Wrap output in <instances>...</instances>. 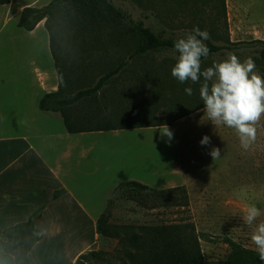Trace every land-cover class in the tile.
<instances>
[{"label":"rangeland","instance_id":"1","mask_svg":"<svg viewBox=\"0 0 264 264\" xmlns=\"http://www.w3.org/2000/svg\"><path fill=\"white\" fill-rule=\"evenodd\" d=\"M48 2L50 0H9V9L0 7V15L3 16L6 11L8 16L6 27L0 32V99L15 90H27L23 82V73L17 75L16 81L7 78L5 74L7 69L3 67L5 60L37 54L40 61H49L51 67L49 83L45 82L44 85L52 89L54 84L58 86L59 68L64 65L67 67L89 65L84 72L92 80L105 67L125 58L133 47L132 45L121 47L107 40L109 35L120 37L116 40L124 36L130 37L131 29L121 25L77 29L64 24L66 23L64 20V25L57 26L56 31L54 30L56 41L52 43L45 19L32 31H26L18 26L21 8L42 7ZM112 2L127 10L133 18H142L153 31L176 39L191 32L195 27L201 31L206 30L210 40L216 44H226L229 41L228 37L230 41L236 38L233 41L248 42L255 39L253 37L264 36V0H112ZM17 12L18 17L15 16ZM50 25L53 28L52 20ZM247 27H251L248 29L251 30V34L239 37L236 35L240 31H245ZM11 39L25 45L30 53L23 51L19 56L13 57V52L9 48L13 42ZM84 42L92 44L87 45ZM229 54H235L241 61L252 58L259 74L256 62L258 55L252 45H239L221 50L209 57L206 63L201 65V70L227 59ZM177 56L175 50H161L136 60L141 66L144 64V67L148 68L149 74L142 73L139 69L136 71L132 67L128 79L125 80L126 83L132 84L130 95L135 98L145 92V82L153 84L156 81L167 83L164 95L170 97L173 93L179 98V100L173 98L172 103L159 106V102H164L160 99L162 101H157L155 107L153 120L167 124L173 132L170 144L165 143L167 137L162 138L158 131L161 125L106 132L99 137V140L103 141L99 144L103 152L98 155V165L110 167L111 175L104 181L103 174L97 172L86 179V186L95 194L93 198L97 200L96 207H103V210L97 213V217L107 210L109 221L114 224H192L203 259L223 261L229 253L225 238H231L246 247L256 249L251 236L256 226L264 222V114L257 126L256 141L245 150L234 129L226 126L215 127L208 120L204 110L197 112L204 108L199 94L201 84L204 83L203 77L199 83L188 81L182 84L178 81L176 88L169 87L174 79L167 81L162 74L171 75ZM161 65L164 68L154 71ZM82 71L77 72L79 76L83 74ZM141 79L144 84L140 82ZM187 87L193 89L191 96L185 92ZM54 89L56 90V87ZM183 103L186 104L187 111H183ZM150 104L155 106L153 102ZM135 106L137 105L130 108V115L141 110ZM2 118L5 117L1 116L0 122ZM205 135L210 137L209 145L200 143ZM117 143L119 145L113 148L117 150L116 154L110 155L109 147ZM213 146L221 150L220 156L215 160L209 155ZM143 152L145 158L142 157ZM85 164L84 162L82 167ZM131 175L144 179L140 182L155 190L182 186L187 195L186 205L154 208L150 205H139L133 200L119 197L116 191L119 186L108 194V186L113 181L121 176ZM251 205L260 209L261 216L249 226L243 222V216L244 209ZM190 230L192 231L189 228L188 232ZM116 248L117 239L100 237L99 242L91 250L109 251L113 256ZM85 264L104 262L94 256L88 257Z\"/></svg>","mask_w":264,"mask_h":264},{"label":"trees","instance_id":"2","mask_svg":"<svg viewBox=\"0 0 264 264\" xmlns=\"http://www.w3.org/2000/svg\"><path fill=\"white\" fill-rule=\"evenodd\" d=\"M8 3L9 0H0V4ZM146 17L145 15L144 18ZM43 19L49 30L51 43L55 40L56 27L64 24L77 29L119 27L121 25L131 29L130 37L124 36L116 40L120 37L109 35L107 40L121 47L127 45L133 47L127 52L125 58L108 65L92 80L84 72L89 67L87 64L69 67L64 65L61 69L59 68L60 78L57 89L44 94L39 101V107L42 110L58 112L65 129L71 133L164 124L153 120L155 107H157L156 102L163 100L164 102H159L160 106L172 103L173 98L179 100L173 93L170 97L163 94L167 83L145 82V92L135 98L130 95L132 84L126 83L125 80L128 79L132 67L136 71L139 69L142 73L149 74L147 73L148 68L144 67V64L141 66V63L136 60L161 50H174L176 38L153 31L142 18H133L127 10L115 5L112 0H50L42 7L25 6L20 13L18 26L31 31ZM51 20L53 28L50 25ZM64 20L66 23L63 24ZM228 40L226 44H216L210 39L204 41L210 49V55L206 59L201 58V65L221 50L232 49L239 45H252L258 55L256 62L259 75L264 78V40L232 42L229 37ZM84 43L92 44L91 42ZM52 52L54 53L53 50ZM161 68L164 66L161 65L154 71ZM80 70H83L81 76L77 73ZM162 77L167 81L174 79L169 87H177L178 80L172 75L162 74ZM140 82L144 84L143 79ZM133 102L137 105L135 108H141V110L137 111L134 114L136 116L132 118L134 115H130L129 110L135 105ZM150 102H153L155 106ZM189 105L190 103L187 104ZM185 106L186 104L183 103V111H187ZM127 107H129L128 110ZM116 191L121 198L133 200L139 205H150L152 208L185 206L187 203L186 191L182 186L155 190L139 181L128 180L121 183ZM63 193L64 189L57 190L53 193V197L56 198ZM189 228L192 231L188 232ZM96 231L100 237L117 239V248L113 256L109 251L90 249L80 254L75 264H85L88 257L94 256L100 258L104 264H264V261L259 259L256 249L246 247L231 238L224 239L229 247L225 260H204L198 238L193 232V225L188 223L184 225L114 224L109 221V213L105 210L96 218ZM3 235L5 240H1V248L4 252L14 256L15 264H31L28 252L42 237V232L35 227L32 217L5 228Z\"/></svg>","mask_w":264,"mask_h":264},{"label":"crops","instance_id":"3","mask_svg":"<svg viewBox=\"0 0 264 264\" xmlns=\"http://www.w3.org/2000/svg\"><path fill=\"white\" fill-rule=\"evenodd\" d=\"M9 6V3L0 5L5 9ZM15 16L18 17V12ZM7 21L5 11L0 15V32ZM249 28L236 35L251 34ZM253 38L264 40L262 35ZM234 39L231 41L235 42ZM11 41L13 57L23 51L30 53L25 45L15 39ZM3 67L10 81H16L17 75L23 73L27 90H15L0 99V117H5L0 122V242L5 240V228L32 217L42 237L28 252L30 263L75 264L77 257L95 246L100 238L96 218L103 207H96L95 194L86 186V179L97 172L103 174L104 181L111 175L110 167L98 165V155L103 152L99 137L128 129L68 132L58 112L39 107L42 96L57 89L56 84L52 89L44 85L49 83V61L28 54L5 60ZM201 111L203 108L197 112ZM118 145L109 147L110 155L116 154L113 148ZM128 180L144 181L134 175L121 176L108 186V194ZM61 189L64 193L54 198L53 193ZM0 264H15L14 256L4 252L1 245Z\"/></svg>","mask_w":264,"mask_h":264},{"label":"clouds","instance_id":"4","mask_svg":"<svg viewBox=\"0 0 264 264\" xmlns=\"http://www.w3.org/2000/svg\"><path fill=\"white\" fill-rule=\"evenodd\" d=\"M209 39V33L198 27L178 38L173 46L178 56L171 75L182 84L188 81L199 83L203 77L204 83L199 94L208 120L215 127L234 129L242 148L247 150L257 139V126L264 114V78L256 71L252 58L241 61L235 54H229L227 59L202 71L201 58L206 59L210 55V49L204 41ZM185 92L191 96L193 89L187 87ZM158 131L162 138L167 137L165 143L170 144L173 132L168 125H161ZM200 143L209 145L210 137L203 136ZM220 151L213 146L209 155L215 160L220 156ZM244 212L243 222L249 226L261 216L260 209L255 205L248 206ZM251 240L259 259L264 261V222L256 226Z\"/></svg>","mask_w":264,"mask_h":264}]
</instances>
